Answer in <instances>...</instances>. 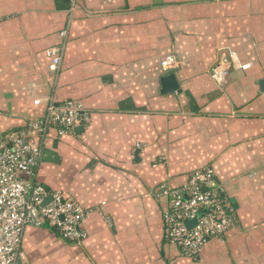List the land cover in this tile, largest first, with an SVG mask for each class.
Instances as JSON below:
<instances>
[{
  "label": "crops",
  "instance_id": "1",
  "mask_svg": "<svg viewBox=\"0 0 264 264\" xmlns=\"http://www.w3.org/2000/svg\"><path fill=\"white\" fill-rule=\"evenodd\" d=\"M261 2L0 0V135L43 114L46 100L77 99L90 116L75 134L47 140L34 175H22L91 209L86 236L71 243L28 225L30 264H264ZM50 46L60 50L56 72ZM218 49L234 53L221 84L210 73ZM169 73L178 89L160 92ZM202 167L237 222L187 256L163 240L167 205L156 194Z\"/></svg>",
  "mask_w": 264,
  "mask_h": 264
},
{
  "label": "built area",
  "instance_id": "2",
  "mask_svg": "<svg viewBox=\"0 0 264 264\" xmlns=\"http://www.w3.org/2000/svg\"><path fill=\"white\" fill-rule=\"evenodd\" d=\"M63 35L61 31L60 36ZM45 55L49 70L56 72L61 61L59 48L50 46ZM171 62L164 59L161 65L167 69ZM232 62L234 53L226 49L211 67V76L217 84L224 82ZM248 66V63L240 65ZM89 121L88 111L77 99L46 100L43 114L28 119L22 128L0 135V264H30L21 248L22 234L28 225L52 227L71 243H79L86 236L80 225L91 209L65 197L60 190L47 189L22 175H34L50 132H54L55 138L73 135ZM47 196L50 200L42 205ZM156 196L165 198L167 205L161 217L162 238L183 255L195 256L204 243L222 237L237 222L233 204L210 167L190 171L181 185L161 184ZM190 220L194 223L187 226Z\"/></svg>",
  "mask_w": 264,
  "mask_h": 264
},
{
  "label": "water",
  "instance_id": "3",
  "mask_svg": "<svg viewBox=\"0 0 264 264\" xmlns=\"http://www.w3.org/2000/svg\"><path fill=\"white\" fill-rule=\"evenodd\" d=\"M160 82H161L160 92L166 93V92H172L178 89V85H177V82H176V79L173 73H169L167 75L162 76L160 78ZM259 83H261V81H259ZM50 198H51L50 196H47L42 202V205H44L47 201H49ZM193 223H194V220H190L186 222V225L190 226Z\"/></svg>",
  "mask_w": 264,
  "mask_h": 264
},
{
  "label": "rangeland",
  "instance_id": "4",
  "mask_svg": "<svg viewBox=\"0 0 264 264\" xmlns=\"http://www.w3.org/2000/svg\"><path fill=\"white\" fill-rule=\"evenodd\" d=\"M261 3H262V6L261 7H264V0H262ZM53 135H54L53 132H50L48 138L46 139V141L49 140V139H51L53 137ZM57 188H58L57 190H61L63 192L64 196H66V193H65V191H64L63 188L62 189H60V187H57Z\"/></svg>",
  "mask_w": 264,
  "mask_h": 264
},
{
  "label": "flooded vegetation",
  "instance_id": "5",
  "mask_svg": "<svg viewBox=\"0 0 264 264\" xmlns=\"http://www.w3.org/2000/svg\"><path fill=\"white\" fill-rule=\"evenodd\" d=\"M221 54L223 55V52L221 51Z\"/></svg>",
  "mask_w": 264,
  "mask_h": 264
},
{
  "label": "trees",
  "instance_id": "6",
  "mask_svg": "<svg viewBox=\"0 0 264 264\" xmlns=\"http://www.w3.org/2000/svg\"><path fill=\"white\" fill-rule=\"evenodd\" d=\"M64 100V99H63ZM62 101V100H61Z\"/></svg>",
  "mask_w": 264,
  "mask_h": 264
}]
</instances>
